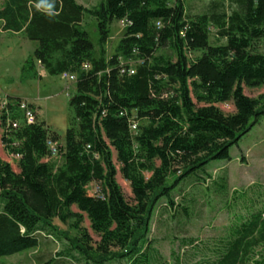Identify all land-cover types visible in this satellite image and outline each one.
I'll return each mask as SVG.
<instances>
[{"label": "trees", "instance_id": "trees-1", "mask_svg": "<svg viewBox=\"0 0 264 264\" xmlns=\"http://www.w3.org/2000/svg\"><path fill=\"white\" fill-rule=\"evenodd\" d=\"M236 1L240 8L230 15L193 18L185 0H103L94 10L76 0H47L54 15L38 7L41 0L4 1L1 30L24 32L38 43L28 69L40 62L51 76H77L70 99L77 126L67 130L62 146L38 118L26 122L20 98L0 104L2 142L19 168L14 171L0 156V257L38 248L42 235H57L58 219L72 221L80 234L73 249L96 264H106L108 257L153 264L148 235L159 201L175 207L174 187L211 162L230 158V148L264 117V97L244 92V86L264 85V0ZM86 15L97 20L100 57L82 27ZM116 21L127 25L117 53L107 59L103 47ZM212 25L225 44L211 43ZM193 53L199 56L189 58ZM229 101L232 114L216 106ZM134 114L136 133L130 125ZM49 140L57 143L56 156ZM112 149L131 184L132 202L116 180ZM53 157L62 164L51 162ZM173 175L177 180L169 185ZM90 183L99 193L88 190ZM73 206L87 214L100 237L96 248ZM256 206H244L246 216L228 228L214 264H264V250L256 252L264 247V203ZM54 263L61 264H45Z\"/></svg>", "mask_w": 264, "mask_h": 264}, {"label": "rangeland", "instance_id": "rangeland-1", "mask_svg": "<svg viewBox=\"0 0 264 264\" xmlns=\"http://www.w3.org/2000/svg\"><path fill=\"white\" fill-rule=\"evenodd\" d=\"M5 0H0V8ZM84 7L94 10L103 0H76ZM174 3V2H172ZM187 16L193 18L205 14H227L240 8L236 0H185ZM126 21H116L110 28V36L103 47L105 57L110 59L117 53L122 39ZM97 20L86 15L82 23L95 45V55L101 56ZM210 40L214 45L225 44L226 39L218 36L214 25L209 27ZM38 47L37 42L27 39L24 32L13 33L2 31L0 27V104L9 98L20 97L22 101H30L37 113L38 121L59 135V144L65 145L67 130L77 126L70 99L76 92V83L62 75L51 76L39 64L35 69H28L26 62ZM263 51V45H261ZM171 54L168 49L160 51ZM193 53L189 58H195ZM128 62L127 60H123ZM244 92L253 99L264 97V85L257 87L244 86ZM12 96V97H9ZM225 114H232L235 107L232 101L216 104ZM4 129H0V156L9 162L12 169L19 171L18 159L11 155L2 142ZM113 162L116 166V180L121 186L128 201H133L131 184L121 174V164L117 153L112 149ZM230 158L211 162L206 169L188 176L173 189L175 207L168 205L163 198L157 204L151 219L148 235L154 248L153 264H214L217 250L228 234V228L246 216L244 209L252 203L261 208L264 203V117L229 150ZM51 162L61 165V157H53ZM150 174L146 173V176ZM177 176L169 178L168 184L174 185ZM224 186V187H223ZM96 184L90 183L88 190L95 193ZM73 212L81 213V224L91 236V246L97 247L100 237L93 231L87 214L79 211L77 206ZM72 222V221H71ZM70 223H61L58 219L54 224L58 227L57 235H42L38 248L17 253L12 256L0 257V264H45L56 260L61 264H96L86 259L79 250L73 249V240L80 234ZM193 240L192 243L187 241ZM184 241V243H182ZM258 247L256 252H263ZM71 252V256L66 254ZM98 258L95 252H91ZM260 258V255L256 257ZM56 264V263H54ZM106 264H130L129 260L108 257ZM250 264V263H247Z\"/></svg>", "mask_w": 264, "mask_h": 264}, {"label": "built area", "instance_id": "built-area-1", "mask_svg": "<svg viewBox=\"0 0 264 264\" xmlns=\"http://www.w3.org/2000/svg\"><path fill=\"white\" fill-rule=\"evenodd\" d=\"M40 64V62H39ZM90 66L89 65H86L85 66V69L89 68ZM131 74H134L135 73V67L134 65H132L130 67V71H129ZM62 77L67 79V80H71L72 82L76 83L77 81V76L75 74H71V73H63L62 74ZM8 102H5L3 103L4 105H6ZM31 102L29 101H23L21 103V109L24 111V114H25V118H26V122L28 124H35L37 122V113H36V110H34L32 107H31ZM130 125H131V129L136 133L137 129H138V125H139V122L137 120V116L134 114L133 116L130 117ZM14 127H17L18 124H13ZM48 146L50 147V150L52 152V155L53 156H56L58 154V149H57V143H54L52 142L51 140L48 141ZM99 193V189L98 187L96 186V189H95V193L94 194H97Z\"/></svg>", "mask_w": 264, "mask_h": 264}, {"label": "clouds", "instance_id": "clouds-1", "mask_svg": "<svg viewBox=\"0 0 264 264\" xmlns=\"http://www.w3.org/2000/svg\"><path fill=\"white\" fill-rule=\"evenodd\" d=\"M41 6L47 10L49 15H54V13L52 11V9H53L52 3L47 2V0H41V4L38 5V7H41Z\"/></svg>", "mask_w": 264, "mask_h": 264}, {"label": "crops", "instance_id": "crops-1", "mask_svg": "<svg viewBox=\"0 0 264 264\" xmlns=\"http://www.w3.org/2000/svg\"><path fill=\"white\" fill-rule=\"evenodd\" d=\"M38 44V43H37ZM9 97H12V96H9ZM13 98H20V97H13ZM21 99V98H20ZM30 102V101H29Z\"/></svg>", "mask_w": 264, "mask_h": 264}]
</instances>
